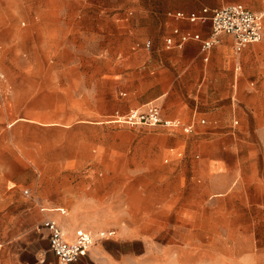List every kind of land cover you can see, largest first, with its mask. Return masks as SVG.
<instances>
[{
    "label": "rangeland",
    "instance_id": "rangeland-1",
    "mask_svg": "<svg viewBox=\"0 0 264 264\" xmlns=\"http://www.w3.org/2000/svg\"><path fill=\"white\" fill-rule=\"evenodd\" d=\"M233 1L264 11V0H0V259L42 231L45 207L75 209L87 227L122 212L144 235L123 244L129 264H234L264 246L249 207L264 188V32L237 54L219 33L207 61L162 44L176 23L167 10ZM146 103L204 123L184 133L114 121Z\"/></svg>",
    "mask_w": 264,
    "mask_h": 264
},
{
    "label": "crops",
    "instance_id": "crops-1",
    "mask_svg": "<svg viewBox=\"0 0 264 264\" xmlns=\"http://www.w3.org/2000/svg\"><path fill=\"white\" fill-rule=\"evenodd\" d=\"M235 2L241 3L238 1H233V2L223 3L219 6H222L228 3H235ZM219 6H206V7L212 8V7H219ZM199 8L193 9V10H183V9H176V10H182L184 12H189V11H197ZM167 11H175V10H167ZM166 12H165L166 18L170 20H174L176 22L171 27L176 26L181 31L196 32L199 34L200 38H206L209 35L210 28L207 22L189 23L185 20H178L170 16H167ZM256 12L263 14L262 19H263V32H264V11H256ZM192 26H195V27L193 28ZM202 28L208 30V35L206 36L201 35ZM262 37H263V33H262ZM230 42H231V39H230ZM142 45L145 50L150 49V43L148 41H144ZM172 48L180 49L178 51L179 60H180V57L183 58L186 56L182 60L184 62H191L192 61L191 54L195 53L197 49L201 55L202 61H207L209 56L211 55L212 47L206 52L202 53L199 50V41L188 39L187 41L183 42L180 47H172ZM166 49H171V48H166ZM212 53H215V50H213ZM203 57H205V59ZM234 68L235 70H237L239 68V65L237 64L236 66H234ZM208 70H209V67H208ZM176 76L178 77V79L187 77L185 69L178 72ZM233 84H234V81H233ZM221 106L222 105L215 107V110L219 109ZM132 108H136V107H132ZM115 112H118V111L116 110ZM207 115L213 117L214 122L216 121V117L213 116V111H210L209 113H207ZM168 118H178V117H168ZM199 120H203V122L200 123ZM181 122H183L184 124H190L192 125V127H194L195 124L204 123V119L199 118L195 120L194 118H190V120H187V121L181 120ZM233 122L236 123V120L234 119ZM168 129L179 130L181 132H184L181 128H168ZM184 133H187V132H184ZM262 167L264 168V157L262 161ZM258 192L259 193L261 192L262 194L260 195V197H258V199L250 200L249 207L254 208L255 212L261 213V214H257L258 219L255 223L257 225L264 226V188L262 190H260L259 188ZM42 212H44V215L46 217H49L46 219H50V218L53 219L59 225L61 230L62 229L64 230L62 232L63 237L68 242L73 241L76 238V236L80 234L81 232H89L92 234L94 242L89 247L87 254L85 256H82L78 260L77 264H129V258H128L129 253H123V244L141 243L142 245H144V242H142L143 237H144L143 233H140V232L135 233L127 225H124L123 222L125 221V218L123 216V213L120 211H111L108 214H105V216L103 215L102 218H100L99 220H95L94 222H97V221L99 222L104 217L111 216L112 213L116 214L117 221H110L99 227L92 226V225L87 227L83 225L82 224L83 221L82 219L79 218L75 209L71 210L67 214H62L56 208L45 207L44 211L42 210ZM110 223H113L116 225L114 226L116 227L115 228L116 230L113 228H107L106 230H102V231L113 230L114 234L108 235L104 238H100L95 232L96 231L99 232V229L101 228L110 227L109 226ZM79 227L87 228L88 231L83 228H79ZM176 233L177 234H174V237H177V238L187 237V233L184 231L178 230L176 231ZM188 235H191V232H188ZM193 237L194 239H202L203 233L201 231V228H198V230H195L193 232ZM210 237H212V235H210ZM248 238L251 240L255 239L254 235H249ZM200 245L201 244L199 242L195 243V245L193 246L194 247L193 249L195 250V252L197 253L200 252ZM260 246L257 247L256 244H254L253 242L251 244L249 243V245H247L246 247L247 250L243 253V255L240 258H237L235 260L233 259L234 264H264V246L263 247H260ZM256 247H257V250H256ZM182 249L185 250V248H182ZM251 255H254V259L252 260L250 259ZM165 259L162 260L161 263H156V264H187L186 261L181 260V259H176L175 257L168 258L167 261ZM0 264H58V260L56 256L49 249L48 232L46 229L43 228L42 231L32 233L31 236L26 235L20 238L18 241L14 242L12 246L4 250L1 255ZM193 264H202L201 255H199L198 258L194 260ZM206 264H216V262L214 259L212 260L211 258L209 260V263H206Z\"/></svg>",
    "mask_w": 264,
    "mask_h": 264
},
{
    "label": "built area",
    "instance_id": "built-area-1",
    "mask_svg": "<svg viewBox=\"0 0 264 264\" xmlns=\"http://www.w3.org/2000/svg\"><path fill=\"white\" fill-rule=\"evenodd\" d=\"M167 16L174 19L185 20L189 23L209 24L210 33L206 38H200L196 32L181 31L173 26L163 38L165 48L180 47L188 39L199 41V50L204 53L209 50L219 33L229 35L233 53H239L250 43L261 39L263 33L262 13L253 11L241 3H228L219 7L202 6L197 11L184 12L182 10L167 11ZM205 59V57H203ZM114 121L125 124L160 125L165 128H181L190 132L192 125L184 124L179 118H168L161 114L159 106L145 104L142 108H130L123 114L115 112ZM203 122V120H199ZM42 227L48 232L49 249L56 256L58 264H77L85 256L94 242L89 232H81L76 238L68 242L64 239L59 225L53 219H45ZM114 234L113 230L100 231L97 235L104 238Z\"/></svg>",
    "mask_w": 264,
    "mask_h": 264
},
{
    "label": "bare ground",
    "instance_id": "bare-ground-1",
    "mask_svg": "<svg viewBox=\"0 0 264 264\" xmlns=\"http://www.w3.org/2000/svg\"><path fill=\"white\" fill-rule=\"evenodd\" d=\"M63 232V231H62Z\"/></svg>",
    "mask_w": 264,
    "mask_h": 264
}]
</instances>
